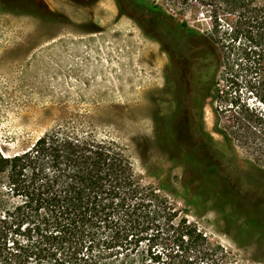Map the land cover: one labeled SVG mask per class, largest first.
I'll return each instance as SVG.
<instances>
[{
    "label": "rangeland",
    "instance_id": "374dc122",
    "mask_svg": "<svg viewBox=\"0 0 264 264\" xmlns=\"http://www.w3.org/2000/svg\"><path fill=\"white\" fill-rule=\"evenodd\" d=\"M121 1L44 0L54 13L48 19L0 1L1 146L18 153L58 126L81 124L122 147L143 182L211 244L241 264H264V239H244L237 234L242 219L226 220L243 199L264 206V154L245 138L233 143L218 133L247 126L237 114L241 105L264 106L244 86L237 108L214 100L200 50L199 37L214 30L215 14L222 32L234 26L232 8L212 0ZM173 121L178 139L199 149L204 132L233 160L237 173L223 190L228 202L204 199L189 187L180 155L163 142Z\"/></svg>",
    "mask_w": 264,
    "mask_h": 264
},
{
    "label": "trees",
    "instance_id": "16d2710c",
    "mask_svg": "<svg viewBox=\"0 0 264 264\" xmlns=\"http://www.w3.org/2000/svg\"><path fill=\"white\" fill-rule=\"evenodd\" d=\"M0 1L21 14L54 17L44 0ZM260 1L212 0L232 8L234 26L222 32L215 14L214 30L199 37L212 98L236 108L243 86L264 106ZM237 114L247 126L218 133L233 143L245 138L264 154V109L241 105ZM165 136L164 145L181 157L188 186L204 199L228 202L223 190L237 173L233 160L216 150L204 132L199 149L185 137L178 139L175 121ZM229 215V222L242 219L238 235L264 239L263 205L243 199ZM159 247L166 254L157 252ZM164 257L172 264H241L146 185L122 147L81 124L58 126L14 154L0 144V264H161L167 263Z\"/></svg>",
    "mask_w": 264,
    "mask_h": 264
},
{
    "label": "flooded vegetation",
    "instance_id": "af4514ba",
    "mask_svg": "<svg viewBox=\"0 0 264 264\" xmlns=\"http://www.w3.org/2000/svg\"><path fill=\"white\" fill-rule=\"evenodd\" d=\"M120 1H121V0H120ZM117 4H118V6H120V5L123 6V4H125V3H124V1H121V2L117 1ZM134 4H135V3H134ZM135 5H136V4H135ZM136 7H137V6H136ZM144 13H145V12H144ZM147 20H148V18H147ZM200 50H202L201 47H200ZM166 55L169 57V53H168V52H166ZM169 61H170V58H169ZM169 65H170V64H169ZM176 89H177V88H176ZM178 92H179V90H175V95H176V96H178Z\"/></svg>",
    "mask_w": 264,
    "mask_h": 264
}]
</instances>
